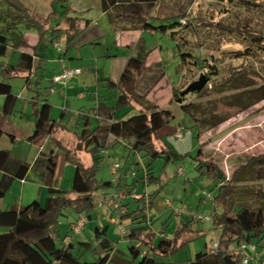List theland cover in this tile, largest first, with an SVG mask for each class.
<instances>
[{
	"label": "rangeland",
	"instance_id": "374dc122",
	"mask_svg": "<svg viewBox=\"0 0 264 264\" xmlns=\"http://www.w3.org/2000/svg\"><path fill=\"white\" fill-rule=\"evenodd\" d=\"M30 1L32 5L34 3L40 8L46 2ZM86 2L87 12L73 10L75 7L72 6H76L77 0L56 3L55 8L66 16L95 18L100 9L99 0ZM27 8L32 14L37 15L31 7ZM153 14L159 18L149 20L154 27L169 26L176 19L186 21V18H192L194 23L192 29L188 28L180 35L177 33L174 38L170 36V29H167L166 33L140 31L137 36L135 34L129 36L142 38L144 48L150 52L147 62H160L164 73L161 81L155 88L153 87L154 90L151 88L146 97H141L139 104L134 103L133 107L154 105L171 112L173 118L156 131L154 140L156 147L167 153L151 161L142 154L130 153L121 142L105 150L106 153L97 162L96 178L111 183L106 190L94 193L92 209L81 214L85 222L82 231L73 234L68 228V223L77 216L73 211H65L57 220L59 237L55 241L56 246L72 243V253L83 263L98 261L104 256L96 253L98 243L94 237L96 227L104 226L113 247L112 254L120 259L129 260V243L126 235L132 223L127 218L120 219L119 216L124 212V208L121 207L123 203L128 202L131 208L136 209V201L132 194L144 198L146 216L143 223L153 234L154 244L160 237L173 238L176 231L181 228L187 230L177 241L176 250L169 257V262L183 264L196 253L209 251L212 244L218 240L221 231L213 228L210 220H200L199 217L209 218L214 208L216 212L219 210L212 202L217 189L207 178L199 176L196 170L197 163L199 161L210 163L229 179L248 158L264 155V100L245 111L239 110L240 106L248 102L245 99L246 95L240 91L245 87L255 89L264 85V38L251 41L235 32L222 31L214 26L206 27L202 24L204 21H214L224 26L252 29L264 35V0H158ZM57 19L56 22L62 20L60 16ZM56 22H53V26ZM25 37L27 39V34ZM57 41L62 47L65 45L64 39ZM182 41L185 45L179 44ZM48 48L51 49L50 46ZM56 51L54 56L59 57L62 51ZM75 52L81 53L82 58L87 59L76 61L82 72L87 67L88 60H91L94 66L97 65L100 74L106 73L108 68V58L105 57L107 53L117 57L131 55L129 49L115 47L112 35L104 37L94 45L79 47ZM6 53L7 57L15 62L13 52L7 50ZM184 53L192 55L196 61L195 66L192 64V58L187 59L186 66L182 64L181 55ZM203 58L212 63L215 68L212 71L214 74L207 75L208 82L200 92L186 94L181 104L174 101L172 88L183 90L189 83L197 80ZM0 60L4 62L3 58ZM70 62L72 61H67ZM240 69H244L245 74ZM44 84L48 85V81ZM54 84L55 87L48 89V95L51 100L55 97L60 100L59 92L54 91L57 89L56 84L59 83ZM12 89L15 92L19 87L13 83ZM94 89L93 87L84 90L82 94L85 98L82 100L77 98L76 93L68 99L70 109L73 111L83 109L92 126L95 124L96 106L92 99L93 94L89 93H93ZM98 90L99 94L104 96L105 104L114 107L116 91L106 90L102 85ZM140 94H144V90H141ZM61 95L63 96V92ZM61 103L59 101V107L62 106ZM181 105H187V109L184 110ZM125 111L117 109L115 116L118 118ZM134 114L136 113L129 116ZM223 119L226 120L213 126ZM73 124L72 119L69 122L72 128L68 127L72 131ZM176 133L180 134V138H175ZM68 135L71 140L74 139L73 134ZM72 144L70 143L69 148ZM198 149L200 151L197 159ZM75 156L80 163L87 166L88 152L80 150L75 152ZM64 158V154L55 158V171L57 179L61 181V189L69 191L74 167L64 162ZM115 163L119 169L114 174L111 168ZM147 168H150L155 177L150 183H147L145 178ZM66 169L72 170L73 173L69 181H66ZM250 177L234 186L237 193L235 200L254 205L256 201L249 191L262 184L256 180L255 174ZM114 205H119L118 209L115 210ZM121 229H124V232ZM3 231L4 229H0V232ZM252 245L256 247L255 251L247 248L243 254L249 259V264H261L260 260L264 262V247L257 246L255 240Z\"/></svg>",
	"mask_w": 264,
	"mask_h": 264
},
{
	"label": "trees",
	"instance_id": "16d2710c",
	"mask_svg": "<svg viewBox=\"0 0 264 264\" xmlns=\"http://www.w3.org/2000/svg\"><path fill=\"white\" fill-rule=\"evenodd\" d=\"M64 1L52 0L50 4L54 7V4H61ZM157 1L99 0V5L111 23H124L128 25L129 30L166 33L167 29H170V36L174 38L177 33L180 35L184 30L194 27L192 18H186V21L176 19L169 26H152L149 20L154 17L159 19L153 14ZM55 14V10L51 8L49 15L42 19L32 14L22 0H0V57H3L7 50L13 52L22 50L19 52L16 65L0 66V95L4 96L3 114L11 113L15 103L9 81L17 74L26 73L27 78L31 72L42 69L40 64L42 57L37 53L36 48L40 44L49 46L59 42L58 39L64 38L63 52L68 50L78 37L81 31L78 28L81 17H70L61 13L55 16ZM59 16L66 28L60 27L59 23L50 28L49 22ZM202 24L206 27L214 26L222 31L235 32L251 41L264 38V35L252 29L224 26L214 21H204ZM176 27L179 28L176 29ZM122 28L125 30V27ZM31 32H34L37 37L36 45L33 47L29 45L25 37V34ZM179 44L185 45V42L182 41ZM25 49H30L31 53L25 52ZM133 49L134 53L127 59L117 82L110 80L105 82V88L117 91L115 106L107 107L102 99L98 101L95 116L99 119V124L92 130L88 127V116L79 114L82 128L78 135V148L85 147L91 156V165L84 166L71 151L64 150L65 160L74 167V174L70 190L63 191L51 185L56 157L53 154L39 155L31 169L37 172L38 178L47 186V197L44 203L32 201L19 208L0 210V229H4L0 232V264H172L169 262V257L176 250L177 241L187 230L181 228L176 231L173 238L160 237L154 244L153 234L143 223L146 216L144 198L135 200L136 209H130L128 203L121 206L124 212L119 218H127L132 223L126 235L129 243V260L120 259L112 254L113 247L106 234V226L96 227L94 230V237L98 243L96 253L104 255L98 261L80 262L78 256L72 253V243L65 246L55 244L59 237L57 234L58 217L67 210L73 211L77 216L68 223V228L71 229L82 213H87L92 209L94 193L106 190L110 186L111 181L104 182L96 178L97 162L102 159L99 153L120 142L125 144L130 153L142 154L149 157L151 161L167 153V151L158 149L154 140L156 131L173 118L169 110L146 105L134 115L124 119L114 118L115 110L126 108L129 111L132 104H139V99L145 98L147 92L158 84L164 75L160 62L147 64L150 52L144 48L141 37H138ZM190 58L193 59L192 64L195 66L196 61L190 53L181 55L182 64L186 66L187 59ZM200 69V74L207 76L213 75L212 71L215 68L208 59L203 58ZM240 70L245 74L244 69ZM40 86L41 82L36 81L35 88L38 96L43 95L42 90L46 94L49 89L46 86ZM141 90H144V94H140ZM181 91L172 88V99L180 104L185 96L180 95ZM240 93H244L245 99L248 100L246 105L239 108L240 111H245L250 106L264 100V85L255 89L245 87ZM41 102L40 109L35 112L34 133L29 139L38 135H50L57 125V121L50 118V105L44 98ZM181 108L186 110L187 105H181ZM224 120L226 119L217 121L213 126ZM109 138L112 140L109 141ZM199 151L198 149L197 159ZM28 169L26 164L12 158L7 151H0V170L3 171L0 178V196L5 194L14 178L24 179ZM149 169L145 171L147 183L155 180ZM196 170L200 177L207 178L217 189L212 202L219 210L216 212L215 208L213 209L210 222L213 228L220 229L221 234L216 241L217 247L213 254L208 251L199 252L183 264H241L240 257L235 258L231 255L234 247L241 244L252 245L253 240L256 241L257 246L264 247L262 245L264 244V155L248 158L229 179L216 166L203 161L197 163ZM253 174L262 184L249 191L256 203L251 205L237 202L234 186L246 177L250 179ZM140 203L141 206H139Z\"/></svg>",
	"mask_w": 264,
	"mask_h": 264
},
{
	"label": "crops",
	"instance_id": "0c3cea01",
	"mask_svg": "<svg viewBox=\"0 0 264 264\" xmlns=\"http://www.w3.org/2000/svg\"><path fill=\"white\" fill-rule=\"evenodd\" d=\"M22 1L27 7H31L35 12H37V15H39L42 19L46 18L49 15V13L51 12V8L55 10V16H58V14L61 13L60 10L58 11V9L55 8V4L54 7L51 6L50 2L52 0H45L46 2L43 3L44 5L42 8L38 7L36 4L34 5V3L32 5V2L30 0ZM77 1L78 3H76V6H72L73 8L75 7L73 10L87 12V0ZM54 21L56 22L58 21V19L55 18L54 20L49 22L48 26L50 28L55 27V25L58 23L60 27L66 28V25L62 22H56L53 26ZM122 27H125V30H123ZM78 28L79 30H81L78 37L75 39L72 46L68 48V50H64L61 54H59V57L54 56V54H56L57 52V49H55L54 44L49 45L51 49L48 48L49 46L40 44L36 49L37 53L42 57L40 63L42 69L40 68L35 70L34 72H31L27 78L26 73L17 74L9 81L11 94L15 97V103L11 113L6 115L2 113L4 96L0 95V131L2 132V135L0 136V151H7L10 156H12V158L19 160L20 162L26 164L29 167L26 177L24 179L14 178L5 194L3 196H0V210H5L12 207L19 208L29 204L32 201H37L40 204L44 203L47 197V186L42 180L38 178L37 172L31 169V166L39 155L46 156L49 154H53L55 157H59L61 154H64V150L71 151L74 156L75 152L77 153L80 150L88 152L84 146L78 148V135L82 128V120L79 119V114H87L81 108L77 109L76 111L70 109L68 99L70 98V96L76 93L77 98L82 100L83 98H85L82 94L83 91H87V89L94 87V92L89 93L91 95L93 94L92 99L94 102V106H97L98 101L100 99H102L104 102V96L99 94L98 92L99 86L102 85V87L105 88L106 80H110L116 83L129 56L117 57L107 53L105 57L108 58V68L106 70V73L101 72L102 74L98 73L97 65L94 66V63L91 60H88V65L86 68H84L85 70L82 72L81 75L74 77L73 79L66 82L64 85L56 84L57 89H54V91H58L60 95L63 92V96L61 95L62 97L59 95V98H61L60 100H58L57 97L52 98L51 100V97L48 95L49 92L47 91V93L44 94L45 91L43 90V95L38 96V94L36 93L35 82L40 81V87H55V84L52 82V78L58 73H60L62 69H81V67L76 61L87 60L86 58H82V54L79 52H75V50L79 47L94 45L106 36H114L115 47L127 48L131 51L132 55L134 53V44L138 39L136 38V36L140 32L138 30H129L128 25L124 23H111L107 18L106 14L102 12L101 9H99V13L96 14L95 18H84V16H81ZM132 34H135L136 36L134 38L129 37L132 36ZM32 38L34 39L31 40ZM61 39L63 40L64 38ZM27 40L31 47L36 45L37 37L34 32L27 33ZM42 47H44V49H42ZM41 49L43 51H41ZM21 51L22 50H19V52ZM24 51L31 53L30 49H25ZM19 52H13V54L15 55V62H12V59L10 60L7 57V53H5L3 57H0L4 59L3 63L0 60V66L16 65L19 58ZM67 61L72 62L67 63ZM85 63L87 64V62ZM147 64L150 63L147 62ZM46 81H48V85L44 84ZM13 83H16V85L19 87L18 91H13ZM156 86H154V88ZM105 89L109 90L107 88ZM94 95L96 96V98ZM42 98H44L46 102L50 105V118L57 121V125L55 126L52 134L38 135L32 139H29L34 133L36 121L35 112L40 109ZM59 101L62 102L61 107L58 106ZM133 106L134 104H132V108L129 111H127L126 108H122L126 111L122 113L118 118L114 114V118L124 119L128 117L131 113H137L138 110L141 109L139 107L135 108ZM94 118L95 124L92 126L88 117V127L91 130L97 127L99 124V119L95 115ZM72 119L74 123L73 131L68 128L71 127L69 126V122ZM68 134H73V141L71 140V137ZM111 140L112 139L109 138V141ZM70 143H73L71 148H69ZM123 145L126 148L124 143ZM113 146H109L107 149ZM105 153L106 151H103L99 153V155L102 156ZM64 162L68 163L65 158ZM87 163V166L84 164L83 165L88 167L92 163L90 154ZM12 169L13 165L11 166V171ZM2 174L3 171L0 170V178ZM71 174H73L72 170L68 171V169H66V181H69ZM51 185L55 189L62 190L61 181L57 179L55 170L51 178ZM127 203L128 202L123 203L121 205H125ZM128 207L130 209H133L131 208L130 204L128 205ZM260 262L261 264H264V262H262L261 260Z\"/></svg>",
	"mask_w": 264,
	"mask_h": 264
},
{
	"label": "built area",
	"instance_id": "2783aa9c",
	"mask_svg": "<svg viewBox=\"0 0 264 264\" xmlns=\"http://www.w3.org/2000/svg\"><path fill=\"white\" fill-rule=\"evenodd\" d=\"M54 47L55 49L57 50H60L62 51V46L60 45L59 42H56L54 43ZM82 74V70L79 69V68H65V69H62V71L60 73H58L57 75H55L53 78H52V82H56V83H59V84H65L66 82H68L69 80H71L72 78L76 77V76H79ZM175 138H180V134L179 133H176L175 135ZM119 169V166L117 163L113 164L112 165V172L115 174L116 171ZM122 197H124L122 195ZM132 197L134 200H139L141 198H143L142 196H139L137 194H132ZM119 205H114V208L115 210L118 209ZM200 220H210V217H199ZM85 226V222L84 220L80 217L79 219H77L74 224L72 225L71 227V231L73 234H79L82 229L84 228ZM122 232H124V229H121ZM216 247H217V244L216 243H213L212 244V248L208 251L210 254H213L216 250ZM247 248H249L250 251H255V247L253 245H250V244H241L239 246H236L234 247L232 250H231V255L235 258H238L240 257L241 258V264H248L249 263V259L246 258V256L243 254V251L246 250Z\"/></svg>",
	"mask_w": 264,
	"mask_h": 264
},
{
	"label": "water",
	"instance_id": "95a60500",
	"mask_svg": "<svg viewBox=\"0 0 264 264\" xmlns=\"http://www.w3.org/2000/svg\"><path fill=\"white\" fill-rule=\"evenodd\" d=\"M208 82V77L205 74H199L197 80L189 83L181 92L180 95L184 96L189 93L200 92Z\"/></svg>",
	"mask_w": 264,
	"mask_h": 264
}]
</instances>
